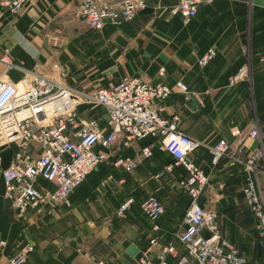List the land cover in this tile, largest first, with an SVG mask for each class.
<instances>
[{"label": "crops", "instance_id": "crops-1", "mask_svg": "<svg viewBox=\"0 0 264 264\" xmlns=\"http://www.w3.org/2000/svg\"><path fill=\"white\" fill-rule=\"evenodd\" d=\"M80 1L28 0L17 13L0 8V76L18 82L39 74L87 93L127 77L164 83L172 89L164 114L177 115L179 128L190 137L205 145L227 140L235 158L258 145L249 136H231V127L256 126L264 136V0L204 1L188 20L168 12L179 0H146V8L131 21L106 22L100 30L76 16ZM210 48L215 55L199 65ZM176 80L187 85L188 99L174 86ZM77 114L81 120L97 116L101 124L106 119L97 104L81 105ZM145 145L152 153L142 158L139 150ZM95 149L108 153L107 161L69 193L67 202L17 216L3 195L2 176L17 142L0 145V264L23 244L32 250L22 264H135L140 257L154 258L160 246L183 251L178 235L189 196L178 179L184 170L165 172L171 157L150 137L134 140L118 154ZM117 156L131 158L132 169L116 165ZM191 157L208 177L200 205L215 210L222 235L241 255L263 264L258 230L241 191V163L233 157L212 166L204 147ZM257 179L264 194V173ZM150 196L164 209L155 230L139 210ZM129 197L133 203L117 215L118 205ZM167 260L172 264L174 259Z\"/></svg>", "mask_w": 264, "mask_h": 264}, {"label": "built area", "instance_id": "built-area-1", "mask_svg": "<svg viewBox=\"0 0 264 264\" xmlns=\"http://www.w3.org/2000/svg\"><path fill=\"white\" fill-rule=\"evenodd\" d=\"M26 1L0 0V8L17 13ZM204 1L209 0H179L168 12L188 20ZM146 6V0H81L75 14L90 29L100 30L106 22L131 21ZM214 55L215 50L208 49L198 64H206ZM163 71L160 68L159 73ZM175 87L185 99L189 98L187 86L181 80L175 81ZM171 91L164 83H147L137 77H127L87 93L39 74L18 82L0 76V145L17 142L12 162L2 172L4 197L15 214L23 216L48 202H67L69 192L107 161L108 153L96 150L97 146L118 154L134 140L150 137L171 157L164 166L165 172L175 167L184 170L178 184L188 194L189 202L183 213L184 227L178 235L183 251L178 253L172 244L161 246L155 258L140 257L135 264H169V256L174 259L172 264H253L222 235L215 210L204 208L197 200L208 177L195 165L191 154L204 147L211 165L216 166L220 160L234 157L230 144L221 139L205 145L182 131L177 115L164 114V101ZM53 101V108L45 107ZM92 103L104 108V124L93 115L86 120L78 118V107ZM231 135L239 140L249 136L258 141L255 148L234 160L243 166L245 179L241 191L264 256V194L257 179L260 172L264 173V136H260L256 126L247 131L233 126ZM151 153L150 145L139 150L142 158ZM115 164L128 172L134 162L117 156ZM108 179L117 182L112 175ZM43 182L52 188L45 187ZM131 203L132 198H128L116 213L123 215ZM139 210L152 221V229H157V217L164 210L162 204L150 196L139 205ZM150 244H155L154 238ZM31 250L30 244H23L7 264H21Z\"/></svg>", "mask_w": 264, "mask_h": 264}, {"label": "bare ground", "instance_id": "bare-ground-1", "mask_svg": "<svg viewBox=\"0 0 264 264\" xmlns=\"http://www.w3.org/2000/svg\"><path fill=\"white\" fill-rule=\"evenodd\" d=\"M103 26H104V25H103ZM159 70H160V68H159ZM163 70H164V68H163ZM163 73H164V71H163ZM184 84H185V83H184ZM185 85H186V84H185ZM174 86H175V82H174ZM186 86H187V85H186ZM170 88H171V87H170ZM187 89H188V87H187ZM171 90H172V89H171ZM171 92H172V91H171ZM188 92H189V90H188ZM169 95H170V94H169ZM169 95H168V96H169ZM182 95H183V94H182ZM60 101H61V100H60ZM53 105H54V101H53L52 103H50V104H47L45 107L48 108V109H50V108H53ZM232 127H233V126H232ZM232 127H231V129H232ZM235 127H237V126H235ZM237 128H238V127H237ZM231 136H232V135H231ZM153 140H154V139H153ZM220 140H221V139H220ZM222 140H224V139H222ZM154 141H156V140H154ZM225 141H227V140H225ZM156 142H157V141H156ZM157 143H158V142H157ZM158 145H159V143H158ZM159 146H160V145H159ZM160 147H161V146H160ZM161 148H162V147H161ZM162 149H163V148H162ZM78 185H79V184H78ZM78 185H77V186H78ZM178 185H179V184H178ZM179 186H180V185H179ZM75 188H76V187H75ZM75 188H74V189H75ZM74 189H73V190H74ZM182 189H183V188H182ZM73 190H72V191H73ZM70 192H71V191H70ZM70 192H69V193H70ZM3 195H4V192H3ZM68 197H69V194H68ZM129 198H131V197H129ZM127 199H128V198H127ZM127 199H126V200H127ZM126 200H125V201H126ZM67 201H68V198H67ZM49 203H53V202H48V203H46V204H49ZM122 203H123V202H122ZM122 203H121V204H122ZM132 203H133V199H132ZM132 203H131V204H132ZM46 204H44V205H46ZM119 205H120V204H119ZM119 205H118V206H119ZM41 206H43V205H41ZM41 206H39L38 208H33V209H39ZM117 208H118V207H117ZM30 210H31V209H30ZM116 210H117V209H116ZM116 214H117V213H116ZM142 214H143V213H142ZM117 215H118V214H117ZM145 216H146V215H145ZM146 217H147V216H146ZM157 218H158V217H157ZM156 221H157V220H156ZM151 228H152V226H151ZM152 230H153V229H152ZM155 243H156V240H155ZM181 244H182V243H181ZM30 245H31V244H30ZM168 245H169V244H168ZM31 246H32V245H31ZM20 247H21V246H20ZM160 247H161V246H160ZM18 249H19V248H18ZM17 251H18V250H17ZM16 253H17V252H16ZM155 256H156V255H155ZM12 257H13V256H12ZM154 258H155V257H154ZM9 259H10V258H9ZM9 259H8V260H9ZM8 260H7V263H8ZM167 261H168V260H167ZM22 263H23V262H22ZM22 263H21V264H22ZM169 264H170V263H169Z\"/></svg>", "mask_w": 264, "mask_h": 264}, {"label": "rangeland", "instance_id": "rangeland-1", "mask_svg": "<svg viewBox=\"0 0 264 264\" xmlns=\"http://www.w3.org/2000/svg\"><path fill=\"white\" fill-rule=\"evenodd\" d=\"M89 105H95V104L92 103V104H89Z\"/></svg>", "mask_w": 264, "mask_h": 264}]
</instances>
